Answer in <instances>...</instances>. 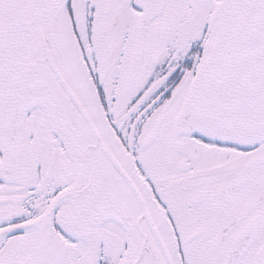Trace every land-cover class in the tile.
I'll return each mask as SVG.
<instances>
[{
	"label": "snow or ice",
	"instance_id": "6c2138e0",
	"mask_svg": "<svg viewBox=\"0 0 264 264\" xmlns=\"http://www.w3.org/2000/svg\"><path fill=\"white\" fill-rule=\"evenodd\" d=\"M0 264H264V0H0Z\"/></svg>",
	"mask_w": 264,
	"mask_h": 264
}]
</instances>
